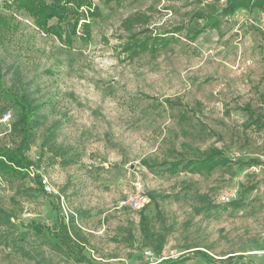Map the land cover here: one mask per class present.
<instances>
[{
    "label": "rangeland",
    "instance_id": "1",
    "mask_svg": "<svg viewBox=\"0 0 264 264\" xmlns=\"http://www.w3.org/2000/svg\"><path fill=\"white\" fill-rule=\"evenodd\" d=\"M90 1L100 17H80L72 32L73 19H52L57 35L0 0L4 87L38 107L26 156L52 188L0 174V264H147L145 250L179 264H264V13L238 11L219 31L128 60L124 18L144 14L160 32L194 6ZM250 113L263 126L246 127ZM15 119L0 97V146L17 141ZM212 148L233 165L153 173Z\"/></svg>",
    "mask_w": 264,
    "mask_h": 264
},
{
    "label": "trees",
    "instance_id": "2",
    "mask_svg": "<svg viewBox=\"0 0 264 264\" xmlns=\"http://www.w3.org/2000/svg\"><path fill=\"white\" fill-rule=\"evenodd\" d=\"M12 5L19 12H26L37 18L36 24L43 27L47 34L59 33L54 32V25H48L52 19L60 23L65 19H73L71 32L74 31L81 17L98 18L100 11L98 7H92L90 0H11ZM194 7L187 14L188 18L179 25L171 27L164 31H156L147 28L149 19L146 15L135 13L127 16L121 22V28L126 33V42L122 45L121 52L128 60H134L141 54H149L154 56L161 50L167 48L174 43L177 37H182L188 43L194 42L200 35L207 31H219L223 22L228 21L238 11L257 10L264 13V0H185ZM83 8L85 15L80 12ZM84 31L88 32L89 22L84 21L82 24ZM177 36V37H175ZM69 42L70 36L66 37ZM0 97L8 100L12 107L15 108L16 119L12 124V132L17 136V141L13 145L0 146V174H6L12 177H27L31 161L26 154L29 151L32 142V125L34 123L33 116L38 107L33 106L24 95H16L5 89L3 75L0 71ZM259 124V125H258ZM246 127L258 126L263 124L258 117H254L252 113L248 115ZM249 163L254 164L251 160ZM248 163V164H249ZM239 164H245L243 162ZM233 165V162L224 156L223 152L217 148L202 151L188 160H177L162 165L159 172L153 171L162 176H174L179 172H188L196 175H207L219 168H226ZM36 186L40 187V177L35 175L33 179ZM254 186L248 188V192L253 191ZM242 199L232 201L228 208L233 210L239 209ZM62 226V228H61ZM59 230V231H58ZM57 237L65 236L64 226L58 228ZM60 238L62 243L66 244L65 239ZM161 246L155 247L157 254L161 252ZM68 248V247H67ZM73 252V251H72ZM197 256L204 258L207 262L212 263L214 260L200 251H194ZM184 258L175 260L161 261L157 264H179ZM89 264V263H88Z\"/></svg>",
    "mask_w": 264,
    "mask_h": 264
},
{
    "label": "built area",
    "instance_id": "3",
    "mask_svg": "<svg viewBox=\"0 0 264 264\" xmlns=\"http://www.w3.org/2000/svg\"><path fill=\"white\" fill-rule=\"evenodd\" d=\"M10 118H11L10 113H7V114H5V115L2 116L1 121L3 123H6V122H8L10 120ZM27 173L32 178L35 176L34 172L32 171V167L29 168V170L27 171ZM39 177H40V187L42 189V192H44L46 194H50L52 192V188H51V186H50L47 178L44 177V176H41V175H39ZM230 196H232L234 198L235 197V194H231ZM221 201L228 202L229 201V197L228 196H222L221 197ZM126 206H128V207H131V206L132 207H135L136 204L135 203H130L129 201H127L126 202ZM143 257L146 260H149L150 261L147 264H157V263L161 262L162 260H164V258L153 257L152 254H151V252L148 251V250H145L143 252ZM172 258H177V256H175V257L172 256Z\"/></svg>",
    "mask_w": 264,
    "mask_h": 264
}]
</instances>
